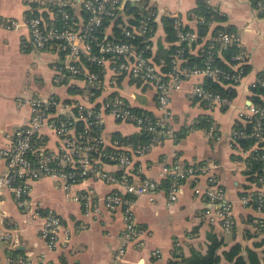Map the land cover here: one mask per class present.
<instances>
[{"label":"crops","instance_id":"obj_1","mask_svg":"<svg viewBox=\"0 0 264 264\" xmlns=\"http://www.w3.org/2000/svg\"><path fill=\"white\" fill-rule=\"evenodd\" d=\"M82 1L0 0V150L12 142L15 131L27 124L28 101L34 96L55 94L62 101H80L103 112L101 135L107 146L116 136L128 139L141 133L135 125L119 122L106 113L102 104L107 98L119 96L131 108L161 118L154 89L140 79L107 70L102 76L101 88L92 99L87 96L81 80L55 82L64 64L63 56L55 48L36 49L23 22L36 10L41 11L43 17L55 20L58 11L64 8L72 13L79 26L86 17ZM199 3L213 10V20L203 37L187 45V53L193 58L199 57L216 28L234 31L240 36L248 71L239 85L230 88L234 93L231 105L223 111L209 109L190 93L194 86L206 81L204 77L182 80L178 88L172 90L171 116L167 122L176 137L161 138L144 154L135 156L127 172L137 182L152 180L160 186L168 180L164 168L176 163L209 165V175L223 188L231 205L234 230L224 232L218 222L211 224L201 217L202 212L214 208L204 197L206 175L182 180L173 202H169L165 189L136 199L135 224L143 233L128 243L122 238L121 210L110 212L101 206L98 214L85 213L82 204L66 194L61 180L44 177L31 183L32 205L25 210L17 208L8 190H0V225L13 228L22 238V245L15 248H11L8 241L0 240V264H9L6 260L10 255L29 259L34 264H186V260L194 257H206L217 241L220 246L214 251L216 264H233L226 253L234 247H239L238 256L245 260L248 253H253L260 264H264V233L258 226L264 213L260 215L241 202L245 189L253 192L255 188L248 182L242 163L247 150L241 149L232 136L238 123H246L248 107L252 104L251 85L264 73V15L256 10L255 1L122 0L117 17L105 23L101 35L104 40L115 39L118 31L134 26L136 15L152 14L150 58L163 73L166 60L171 57L169 50L179 46L177 41L170 40L166 21L179 17L187 29L197 32L199 19L193 13ZM8 20H18L21 25L7 29L4 23ZM217 56L228 66L233 65L224 60L221 50ZM203 120L210 125L208 130L202 128ZM41 133L47 148L55 150L58 140L53 132L44 129ZM5 168V160L0 157V173ZM104 169L110 173L119 170L109 164ZM115 189L106 182L87 179L75 185L71 194L91 191L94 199H101ZM49 211L57 214L72 231L69 239L55 249H49L39 235L40 217ZM19 246L24 249L17 250ZM122 246L125 252L116 259ZM14 249L20 253L13 254Z\"/></svg>","mask_w":264,"mask_h":264},{"label":"built area","instance_id":"obj_2","mask_svg":"<svg viewBox=\"0 0 264 264\" xmlns=\"http://www.w3.org/2000/svg\"><path fill=\"white\" fill-rule=\"evenodd\" d=\"M49 1L51 0H41L46 3ZM121 3L122 0H83L82 8L86 17L79 26L72 13L64 8L58 11L55 20L32 15L24 20L23 25L29 29L30 40L36 49L55 48L63 56L64 64L55 78L57 84L81 80L90 99L95 98L101 88L102 76L107 70L116 75L140 79L150 85L155 91L157 106L162 113L159 119L137 114L116 95L107 98L102 106L115 120L133 124L140 132L151 136V143L133 145L113 139L107 146L101 135L104 126L103 112L80 101H62L55 94L34 96L28 101L30 116L27 124L15 131L11 136L12 142L0 150V157L5 160L6 165L5 170L0 173V190H8L17 208L25 210L32 205V182L44 177L61 180L66 194L81 203L85 213L98 214L101 206L110 212L121 210L124 220L122 238L128 243L143 233L135 224L133 206L136 199L145 195L153 196L160 190V186L152 180L137 182L127 170L135 156L144 154L161 138L176 137L167 123L171 116L172 90L178 88L182 80L198 76L230 89L242 82L245 62L240 36L234 31L216 30L202 50V66H184L185 47L181 46L196 42L198 34L193 30H186L181 19L175 17L173 30L181 48L175 51L167 74H163L150 58L152 14L148 13L137 26L125 28L122 41H96V35L104 22L117 17ZM255 7L258 12H264V0H256ZM20 25L18 20L4 23L7 29H16ZM137 39L140 47L135 45ZM228 47H235L238 53L233 57V65L226 71L215 66L214 61L218 51ZM85 63L95 65L97 71L89 70ZM257 85L264 87V79L257 77L251 88ZM190 93L211 110L223 111L231 105V98L213 92L203 84L194 86ZM263 119L264 106L250 104L244 121L254 120L251 132L246 135L234 130L232 133L235 140H254L246 151L247 156L242 158L245 171L249 169L250 161H264V152L258 153L264 144ZM77 123H81L83 127L79 132H76ZM44 129L56 136L58 144L55 150L47 148L46 139L41 133ZM106 164L117 167L119 174L105 171ZM164 171L171 180L167 189L169 202L176 200L182 180L206 175L208 178L204 197L214 208L202 212L201 217L211 224L218 222L224 232L234 230L231 205L226 200L223 188L218 186L213 175H209V165L176 163L170 168H164ZM87 179L103 181L117 189L101 199H94L91 191L71 194L75 185ZM252 186L255 188L252 195L250 193L240 199L244 207L252 208L261 215L264 213V178H259ZM195 192L199 193V189ZM40 220L39 235L46 241L49 249H55L61 242L69 239L72 231L64 226L57 214L49 211ZM258 226L264 233V219L259 220ZM0 240L11 243V248L22 245L21 235L4 224L0 225ZM124 252L125 246L120 247L116 259ZM6 261L9 264H34L29 259H18L12 255Z\"/></svg>","mask_w":264,"mask_h":264},{"label":"trees","instance_id":"obj_3","mask_svg":"<svg viewBox=\"0 0 264 264\" xmlns=\"http://www.w3.org/2000/svg\"><path fill=\"white\" fill-rule=\"evenodd\" d=\"M254 1L256 3V0H254ZM212 13L213 12L203 3H199L198 7L195 9L193 14L199 19L198 31H197L198 32V39L203 37L207 33L208 28H209V24H211V21L213 20V14ZM147 14L148 13L145 12V13H142L141 15H139V14L136 15L133 25L137 26L139 24V22L144 17L147 16ZM32 15L33 16H37V15L43 16L44 14L41 11L36 10L32 14H28V17L32 16ZM262 15H264V12H262ZM56 22L59 24L58 21H56ZM106 22H108V21H106ZM106 22H104L103 26L105 25ZM173 22H174V19H169L166 21L167 32H168V35H169V38L171 41H177L175 32L173 30ZM150 26H152V29H153V22L150 24ZM101 30L96 35V41L97 42L104 40L103 36L101 35ZM186 30H189V29L186 28ZM216 30H224V29L216 28ZM216 30H214V31H216ZM227 31H230V30H227ZM106 40H108V41H122V40H124L123 31H121V30L118 31L115 39H112V40L106 39ZM135 45H136V47H140L139 39H137L135 41ZM181 47H185L184 52H185L186 61H185V63H183L184 66H186V67H193V66L201 67L202 66V63L204 61L203 52H201V55L199 57L193 58L191 55H189L187 53V45L186 44H182ZM181 47H179V46L172 47L169 50V54L171 57H169L166 60V65L162 69L164 74H167V72L170 69V63L172 61V57L175 54V51ZM221 52L223 53L224 60L229 64H231V63L233 64L234 63L233 57L238 53V50L235 47H228L226 49H222ZM85 64L89 68V70L97 71V67L95 65H91V64H87V63H85ZM214 65L219 67V68H222L226 71H229V69L231 68V66H228L223 61H221L220 58H218V56H216V58H215ZM244 70H245V74H246L248 71L247 65H244ZM257 77L264 79V73H260ZM203 85L207 89H209L213 92L219 93L222 96H227L229 98L233 97L234 93H232V91L230 92V89L225 88V86L218 84V83H215V82L211 81L210 79H206V81L203 83ZM252 93H253L252 100H251L252 104L257 105V106H264V87L257 85L255 88L252 89ZM132 110L134 112H136L137 114H144V115H149V116L153 117L149 113L142 112L139 110H135L133 108H132ZM262 122H264V119L262 120ZM253 125H254V120L252 122H250V121L246 122L244 125L238 123L235 126L234 130L239 131V132H243L244 134L247 135L251 132ZM202 126H203L202 128L205 130H208L210 127V125L205 120H203ZM82 129H83V127H82L81 123H77L76 132H79ZM114 139H119L122 142L130 143L133 145L151 143V136H149L145 133H142V132L140 133V135H136V136L130 137L128 139L117 137V136L114 137ZM236 143L240 146L241 149L248 150L253 145L254 140L253 139H247V138H237ZM261 147H263V148H260L258 150V153H260V154L264 152V144L261 145ZM200 164H203V163H199L198 165H200ZM249 164H250L249 169L247 171H245V175L247 177L248 182H250V184L255 183L261 177L264 178V161H259V160L258 161H250ZM116 174H119V171L116 172ZM170 183H171V180L168 178V180H165L160 185V189L167 190ZM245 190L247 192L245 191L241 196H247L250 193L252 195V192H250L249 188H247ZM219 246H220V242L217 241V243L213 244L212 249H210V253H208V255L206 257H194L190 260H186V264H216L217 258L214 256V251ZM238 248L239 247H234L230 253H226V257L229 260L233 261V264H260L258 257L253 253H248L247 260H245L244 257H242V256H238L239 255ZM19 253L20 252L16 251L15 249L13 250V254H19Z\"/></svg>","mask_w":264,"mask_h":264},{"label":"water","instance_id":"obj_4","mask_svg":"<svg viewBox=\"0 0 264 264\" xmlns=\"http://www.w3.org/2000/svg\"><path fill=\"white\" fill-rule=\"evenodd\" d=\"M24 248L22 246H19L17 250H23Z\"/></svg>","mask_w":264,"mask_h":264}]
</instances>
